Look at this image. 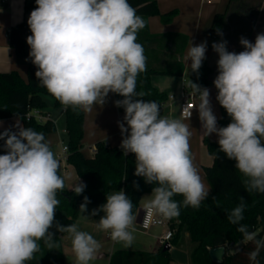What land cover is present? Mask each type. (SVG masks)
Segmentation results:
<instances>
[{"label":"clouds","instance_id":"1","mask_svg":"<svg viewBox=\"0 0 264 264\" xmlns=\"http://www.w3.org/2000/svg\"><path fill=\"white\" fill-rule=\"evenodd\" d=\"M27 37L29 57L37 70L35 76L49 94L64 107L91 112L103 107L109 93L122 97L114 101L124 109L122 134L123 155H135L134 175L151 185L152 198L144 205L164 218L180 213L184 207L199 208L210 192L205 185L191 150L192 131L189 123L162 116L155 101L142 99L136 82L146 71L144 48L137 42L138 32L146 26L129 0H35ZM218 35L223 33L217 29ZM244 50L229 51L227 41L212 44L218 54V75L213 81L216 100L230 117L220 127L210 102V92L189 79L188 86L198 94L196 106L203 134H216L219 152L235 161V168L245 177L248 192L264 193V33L255 42L241 37ZM207 41L190 46L187 58L192 73H199L206 59ZM127 125V126H125ZM18 131L0 132L5 154H0V264H26L40 251V241L49 249L59 245L50 229L71 238L75 264L96 260L100 243L76 224L61 225L55 219L64 190L59 174L60 163L42 132L16 125ZM79 181V179H78ZM134 187L139 189L136 181ZM86 188L77 182L72 188L81 195ZM87 196L79 207L87 211ZM246 204L241 202L228 214L230 223L239 225L245 241L255 244L248 253L252 264L264 249V239L241 224ZM133 204L124 190L107 195L106 203L93 209L103 212L96 227L109 232L111 239L131 246L134 236L129 231L135 216ZM134 231V230H133Z\"/></svg>","mask_w":264,"mask_h":264},{"label":"trees","instance_id":"2","mask_svg":"<svg viewBox=\"0 0 264 264\" xmlns=\"http://www.w3.org/2000/svg\"><path fill=\"white\" fill-rule=\"evenodd\" d=\"M244 0H231L241 5ZM135 8L137 15L141 16L146 26L138 32L137 42L144 48L147 58L146 71L139 74L136 82L137 93L143 92L142 99L155 101L161 107L167 102L168 95L160 91L152 83V77L184 76L201 87L210 85L211 68L203 61L199 73H192L189 66L184 65L182 58L188 37L180 33L152 34L149 32L147 18L159 15L162 23L170 22L175 16V11L160 15L156 0H129ZM26 9L34 10L37 5L35 0L26 3ZM226 14H216L210 24V32L217 34L225 23ZM248 16V15H247ZM20 25L14 26L8 33V44L13 52L19 56L26 55L25 44L17 36ZM37 68L30 61L26 70V79L17 72L0 73V119L19 118L23 127H30L37 132H42L47 141V136L56 131V124L47 113L43 121H38L32 111H43L47 108L46 97L53 100V107L64 109V131L66 135V163L71 165L75 173L86 184L81 195H76L72 189H64L57 193L60 203L56 213L63 212L66 220L63 225L74 224L80 213L79 207L87 196L94 209L106 203V197L112 190H124L132 201V213L135 215L141 196L152 191L156 185L148 184L142 177L134 175L135 155H123L121 148L110 146L107 142L95 143L91 158L82 154L83 137V111L72 107H64L48 91L40 85L35 76ZM215 87V86H214ZM216 94L217 89L215 88ZM197 95V94H196ZM115 101L122 99L114 94ZM218 102V101H217ZM219 105L221 117L219 126H227L231 122L226 110ZM117 110L124 116V109ZM127 126V125H125ZM3 130H0L2 132ZM203 145L212 157V163L203 168L205 179L210 187L208 197L201 202L199 208L184 207L182 196L173 199L181 202L180 213L177 217L167 219V224L172 234L167 242L170 246L178 245L180 233L185 230L191 243L195 247L191 253L192 264H214L208 256V251L217 247H225L226 254L222 264H252L248 253L254 250L255 244L245 241L243 234L237 231L239 225L229 222L228 214L240 202L241 197L246 204L241 224L247 225L249 232L257 233V239H264V193L248 192L243 183L245 177L235 168V161L229 160L219 152L218 142L204 137ZM4 141L0 140V154H5ZM136 181L139 189L134 187ZM66 233L55 235L59 247L49 250L43 241H40V251L34 259L26 264H65L62 237ZM240 243V247L230 252L229 248ZM163 247V246H162ZM160 247L156 252L116 250L108 264H170L171 257L168 250ZM257 259L264 264V249L260 250Z\"/></svg>","mask_w":264,"mask_h":264},{"label":"crops","instance_id":"3","mask_svg":"<svg viewBox=\"0 0 264 264\" xmlns=\"http://www.w3.org/2000/svg\"><path fill=\"white\" fill-rule=\"evenodd\" d=\"M28 1L29 0H8L2 4L0 2V73L15 71V73L17 72L23 79H26V70L31 61L27 37L32 33L27 21L32 9H26L25 5ZM156 4L160 15L175 11V16L168 23H162L159 15L149 16L147 18L149 32L152 34H164L166 32L186 35L188 37V43L182 58L185 67L191 63L187 58L190 41L193 44L207 41L206 59L204 61L208 63V66L211 68V75L209 78L211 81L207 88L210 92V102L219 126L221 113L216 100L217 94L213 84L214 79L218 75L217 61L219 57L213 50L212 44L214 42H220L223 39L228 42L227 48L229 51L239 53L244 50L239 42L241 37L254 43L256 35L258 33H264V0H244L241 5L231 2V0H156ZM216 14H226L225 23L221 30L223 33L222 36L210 32L211 20ZM17 25H20L17 30V36L19 39L23 40L25 44L26 55L24 56L15 54L8 44L9 30ZM177 77L179 78L178 83L170 79L164 81L159 79L154 80L152 77V83L155 87L163 91V93L165 92L168 96L173 95V98L167 100L161 107L160 112L162 116L179 119L189 123L192 131L190 144L192 153L195 157V163L205 185L210 189L203 172V168L212 163V157L207 153L202 142L203 138L206 136L203 134L198 110H196L189 119H182L180 117V97L182 94V85L186 79L184 76ZM158 85H161L163 90L159 88ZM175 93L179 94L175 95ZM114 101V93H109L103 107L95 106L91 112L82 109L84 126L82 137L83 148L81 152L87 158L92 157L95 149L94 145L98 141H104L110 146L120 148L122 134L117 122H123V115L117 110ZM198 101L199 100L196 101V105ZM32 113L42 116L44 113H47L49 118L55 122L56 131L47 136V142L50 144L51 150L53 151V149L58 147L63 141L59 133V125H61L59 123L62 120L64 122V109L53 107L52 100L51 103L47 102V108L45 110L32 111ZM18 124L21 126L23 124L19 118L0 119V130L4 131L5 129H9L16 132L18 131L16 127ZM62 131L65 134L64 124ZM207 138L211 140V142L218 141L216 134H211L207 136ZM58 161L60 163L59 174L64 179V189H72L77 182H82L75 173L74 168L68 165L66 160L60 159ZM151 192L141 196L138 209L145 208L144 205L152 198ZM91 212L92 210L89 213L80 212L74 223L79 230L90 233L101 245L98 258L92 261L91 264H108L111 254L116 250L156 252L163 246L159 239L165 230L163 227H153L147 234H144L139 230V226L135 224L134 220L133 225L129 229V231L133 233L134 240L131 246L126 247L122 242L112 240L111 236H109V232H104L96 227V223L104 213L100 212L96 216H92L90 215ZM56 214H60V212L55 213V216ZM63 214V218L55 217L57 218L56 221L61 225L66 219L65 213ZM81 214H83L82 219ZM50 231L55 235L60 234L55 226H53ZM184 234L185 235L182 234L183 238L184 236L185 239L189 238L187 232ZM178 245H180V240ZM175 246H170L169 252ZM235 246H238L236 248L238 249L240 243ZM194 247L195 245H189L187 264H191L189 255L192 253ZM62 249L65 264H75L71 238L68 233L62 237Z\"/></svg>","mask_w":264,"mask_h":264},{"label":"built area","instance_id":"4","mask_svg":"<svg viewBox=\"0 0 264 264\" xmlns=\"http://www.w3.org/2000/svg\"><path fill=\"white\" fill-rule=\"evenodd\" d=\"M8 0H0L1 4L7 2ZM173 95L168 96V100H171ZM181 103L179 108V114L182 119H189L193 113L197 110L196 108V101L199 100L198 94H194L191 87L188 86L186 80L183 82L182 85V94L180 97ZM33 116L38 121H43L46 117L43 115H36L32 113ZM61 153L57 156L58 160L64 159L66 160L67 155V148L66 145L61 143ZM144 212L142 214L141 222L138 224L139 230L147 234L153 227H163L165 228L162 235L159 237L160 243L164 245L167 243L171 237V230L169 229L167 224V219L159 214H155L152 210H146L144 208ZM110 236V233H109Z\"/></svg>","mask_w":264,"mask_h":264},{"label":"rangeland","instance_id":"5","mask_svg":"<svg viewBox=\"0 0 264 264\" xmlns=\"http://www.w3.org/2000/svg\"><path fill=\"white\" fill-rule=\"evenodd\" d=\"M153 78H154V80L155 79H159V80L164 81V80L170 79V80L176 81V83L179 82V78L177 76L157 75V76H153ZM158 87L162 89L161 85H158ZM164 91H165V89H164ZM178 94L179 93H175V95H178ZM46 100L49 103L52 102V99L50 97H48V96L46 97ZM56 111H58V110H56ZM59 124H61V125H59V127H60L59 128V133H60V136H61V138L63 140L61 143L66 144V142H67L66 141V135L62 131L63 124H64L63 120ZM53 152H54V154H55V156L57 158V155H59L61 153V146L58 145V147H56V148L53 149ZM115 192H118V191L117 190H112L109 194H112V193H115ZM93 209H94L93 205L90 204V203H88L87 204V211L85 213H87V212L89 213ZM82 215L83 214H81V219H82ZM55 217H62L63 218L64 217V214H63V212H60V214H56ZM55 219H57V218H55ZM65 220H64V222H65ZM64 222H63V224H64ZM184 233H186L185 230H182L181 233H180V238H179L180 245H178V246H175L174 245L175 247L170 251V257H171V260H172L171 261V264H187L186 262H188L187 261L188 260L187 257H188V248H189V245H195V244L193 242L191 243V240L189 238L185 239V236L183 238L182 234L185 235ZM237 247L238 246L232 247V248L229 249V251L232 252ZM189 261L191 262V253L189 255Z\"/></svg>","mask_w":264,"mask_h":264},{"label":"water","instance_id":"6","mask_svg":"<svg viewBox=\"0 0 264 264\" xmlns=\"http://www.w3.org/2000/svg\"><path fill=\"white\" fill-rule=\"evenodd\" d=\"M144 211H145L144 208L137 209V212L135 215V224L138 225L141 222L142 214ZM169 245L170 244L165 243L162 247V250H164V251L168 250ZM225 254H226L225 247H217V248L210 249L208 251V256H209L210 260L212 262H214V264L224 263L223 261H224Z\"/></svg>","mask_w":264,"mask_h":264}]
</instances>
